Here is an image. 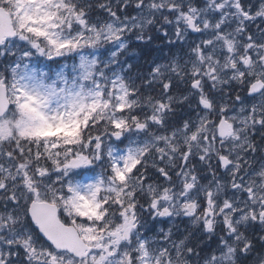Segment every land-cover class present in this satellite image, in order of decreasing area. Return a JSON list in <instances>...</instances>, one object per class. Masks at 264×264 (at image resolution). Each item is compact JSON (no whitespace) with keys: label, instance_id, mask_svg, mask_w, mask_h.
Listing matches in <instances>:
<instances>
[{"label":"snow or ice","instance_id":"6c2138e0","mask_svg":"<svg viewBox=\"0 0 264 264\" xmlns=\"http://www.w3.org/2000/svg\"><path fill=\"white\" fill-rule=\"evenodd\" d=\"M0 264H264V0H0Z\"/></svg>","mask_w":264,"mask_h":264},{"label":"rangeland","instance_id":"374dc122","mask_svg":"<svg viewBox=\"0 0 264 264\" xmlns=\"http://www.w3.org/2000/svg\"><path fill=\"white\" fill-rule=\"evenodd\" d=\"M155 43H157V44H161V47H163V44H162L160 41H156ZM164 51H167V49L165 48ZM153 54H154V55H158L159 53H158V52H154ZM133 62L135 63V62H137V61H136V60H133Z\"/></svg>","mask_w":264,"mask_h":264},{"label":"trees","instance_id":"16d2710c","mask_svg":"<svg viewBox=\"0 0 264 264\" xmlns=\"http://www.w3.org/2000/svg\"><path fill=\"white\" fill-rule=\"evenodd\" d=\"M138 51H142L144 53H147L148 49H139ZM143 58H144L143 56L140 58V62H142Z\"/></svg>","mask_w":264,"mask_h":264}]
</instances>
